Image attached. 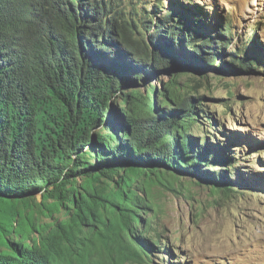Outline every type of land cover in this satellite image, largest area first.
I'll return each instance as SVG.
<instances>
[{
	"label": "trees",
	"instance_id": "1",
	"mask_svg": "<svg viewBox=\"0 0 264 264\" xmlns=\"http://www.w3.org/2000/svg\"><path fill=\"white\" fill-rule=\"evenodd\" d=\"M116 7L105 0H0V247L7 248L0 264H91L99 248L85 242L91 227L112 232L102 247L129 249L125 241L149 206L133 188L139 174L160 179L166 171L217 187L231 184L222 175L231 172L218 179L203 170L218 162L207 143L197 145L188 135L198 112L179 93L178 77L159 93L161 106L154 87L123 90L183 62L213 66L226 34H210L208 21L180 4L163 14L135 10L128 19ZM232 57L240 68L259 63L249 49ZM119 93L128 110L117 130L112 100ZM78 177L85 178L82 190ZM103 178L115 186L98 188ZM38 192L55 199L51 214L64 205L73 210L36 238L30 235L37 227L18 203ZM120 230L129 233L125 239Z\"/></svg>",
	"mask_w": 264,
	"mask_h": 264
},
{
	"label": "rangeland",
	"instance_id": "2",
	"mask_svg": "<svg viewBox=\"0 0 264 264\" xmlns=\"http://www.w3.org/2000/svg\"><path fill=\"white\" fill-rule=\"evenodd\" d=\"M105 1L113 2L120 17L127 19L135 10L141 14L155 10L163 14L180 4L188 14L208 21L210 34H226V41L219 40L227 45L224 50L219 49L220 56L213 66L183 62L158 70L150 78L144 75L137 86L123 90L147 93L150 86L154 87L161 106L159 93L178 77L179 93L195 102L198 112L188 135L197 145L207 143L212 149L211 158L215 156L218 162L204 165L203 170L216 173L218 179L223 170L232 174H222L231 180L226 187L166 171L160 179L156 173L134 176L133 188L150 207L141 209V221L136 222L131 237L126 230L119 231L123 239L128 236L125 242L129 249H120L117 244L102 247L104 238L112 237V232L91 227L85 242L99 246L92 254L91 264H264V0ZM139 20L144 17L139 15ZM248 49L259 63L255 62L254 68H240L232 55L245 57ZM120 95L112 100V108H117V130L126 123L128 110ZM107 131L110 129L99 132ZM225 157L231 158L232 163H222L221 158ZM118 179L120 176L114 177ZM76 181L80 190L85 178L78 177ZM113 185L115 182L106 178L96 183L105 189H112ZM54 201L53 197H45V192H38L18 203L37 227L30 236H45L69 219L73 206L64 205L51 214ZM9 239L18 242L20 237L9 234ZM156 239L161 245L155 243ZM26 242L30 243V237ZM152 244L161 251L147 252L146 247Z\"/></svg>",
	"mask_w": 264,
	"mask_h": 264
},
{
	"label": "bare ground",
	"instance_id": "3",
	"mask_svg": "<svg viewBox=\"0 0 264 264\" xmlns=\"http://www.w3.org/2000/svg\"><path fill=\"white\" fill-rule=\"evenodd\" d=\"M254 3L256 2L255 0H252Z\"/></svg>",
	"mask_w": 264,
	"mask_h": 264
}]
</instances>
